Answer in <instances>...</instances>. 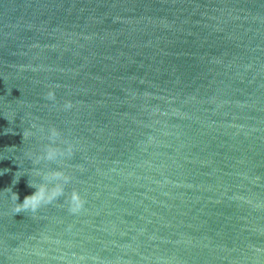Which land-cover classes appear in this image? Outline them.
<instances>
[{
    "label": "water",
    "instance_id": "1",
    "mask_svg": "<svg viewBox=\"0 0 264 264\" xmlns=\"http://www.w3.org/2000/svg\"><path fill=\"white\" fill-rule=\"evenodd\" d=\"M0 264H264V0H0Z\"/></svg>",
    "mask_w": 264,
    "mask_h": 264
},
{
    "label": "clouds",
    "instance_id": "2",
    "mask_svg": "<svg viewBox=\"0 0 264 264\" xmlns=\"http://www.w3.org/2000/svg\"><path fill=\"white\" fill-rule=\"evenodd\" d=\"M47 99L54 100V94L49 93ZM72 107L73 105L71 103L64 105L65 110H71ZM49 139L51 140V144L46 147L40 158L57 165V167L51 168L45 174V183L33 195L25 197L22 206L24 209L30 208L35 211L42 204L51 203L53 199L65 196L69 211L78 213L84 209L86 201L75 191L67 196L65 195V190L67 185L71 183V179L59 167L62 162L72 159L75 152V145L69 140L62 139L57 132H52Z\"/></svg>",
    "mask_w": 264,
    "mask_h": 264
}]
</instances>
